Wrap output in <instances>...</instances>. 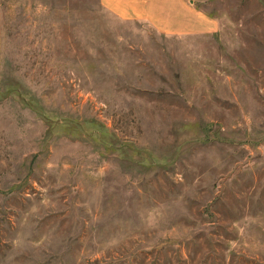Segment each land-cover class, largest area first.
<instances>
[{"label": "rangeland", "instance_id": "374dc122", "mask_svg": "<svg viewBox=\"0 0 264 264\" xmlns=\"http://www.w3.org/2000/svg\"><path fill=\"white\" fill-rule=\"evenodd\" d=\"M191 1L0 0V264H264V0Z\"/></svg>", "mask_w": 264, "mask_h": 264}, {"label": "crops", "instance_id": "0c3cea01", "mask_svg": "<svg viewBox=\"0 0 264 264\" xmlns=\"http://www.w3.org/2000/svg\"><path fill=\"white\" fill-rule=\"evenodd\" d=\"M102 5L122 19L145 20L160 32L182 35L196 32H211L217 23L194 7L191 0H100Z\"/></svg>", "mask_w": 264, "mask_h": 264}]
</instances>
